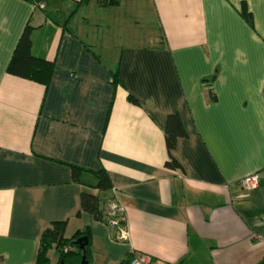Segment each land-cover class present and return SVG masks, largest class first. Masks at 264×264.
Returning a JSON list of instances; mask_svg holds the SVG:
<instances>
[{
	"label": "crops",
	"instance_id": "crops-1",
	"mask_svg": "<svg viewBox=\"0 0 264 264\" xmlns=\"http://www.w3.org/2000/svg\"><path fill=\"white\" fill-rule=\"evenodd\" d=\"M80 1L0 0V264H35L52 222L90 232V264H264V0ZM27 26L47 86L6 71ZM169 116L186 135L170 152ZM83 189L123 208L127 239L77 216Z\"/></svg>",
	"mask_w": 264,
	"mask_h": 264
},
{
	"label": "trees",
	"instance_id": "trees-1",
	"mask_svg": "<svg viewBox=\"0 0 264 264\" xmlns=\"http://www.w3.org/2000/svg\"><path fill=\"white\" fill-rule=\"evenodd\" d=\"M36 9L40 4L46 3L47 0H23ZM96 1L100 5L112 6L115 5V0H81L80 3H89ZM46 9V8H45ZM243 17L250 26L253 25L252 15L243 7ZM7 73L22 79L31 80L42 85L47 86L53 77L55 71V65L53 62L47 61L42 58H38L32 53V29L27 26L24 30L15 50L12 58L7 66ZM177 127V130H175ZM179 129V131H178ZM178 131V132H177ZM185 132L181 127L180 120L177 116H169L167 122L166 132V145L168 151H172L177 144V139L185 137ZM176 163L171 159L167 163V167L174 168ZM73 181L80 183V177L82 172L86 171L83 168L77 166H71ZM97 179V185L94 187L99 194L109 195L112 191V184L106 171L92 172ZM99 194H93L83 189L81 191L79 199V208L76 212L77 216L82 212L91 214L98 222H105L106 224L113 226L114 219L111 217L108 211L106 203L114 201V198L109 197L107 200L102 199ZM109 203V204H110ZM125 223L124 217H121L118 221V227L116 229L123 228ZM66 222H52L47 226L41 235L40 248L37 253L35 264H51L49 259V252L55 249L59 255V261L57 264H81L83 252L76 245V241L81 237L88 239V245L85 250V257L88 264L91 263V235L89 231H79L70 238H65ZM67 250V251H65ZM134 258L132 256L127 257L121 264H130Z\"/></svg>",
	"mask_w": 264,
	"mask_h": 264
},
{
	"label": "built area",
	"instance_id": "built-area-1",
	"mask_svg": "<svg viewBox=\"0 0 264 264\" xmlns=\"http://www.w3.org/2000/svg\"><path fill=\"white\" fill-rule=\"evenodd\" d=\"M41 9H45V5L42 3L39 5ZM263 98H264V89H263ZM240 185L246 189H253L258 185V176H250L243 179L240 182ZM109 214L114 219L113 226L118 227V221L122 217L123 208L117 202H111L108 207ZM119 238L120 239H127V232L124 229L119 228ZM67 251V250H65ZM131 264H157L150 256H142L138 255L136 259H134Z\"/></svg>",
	"mask_w": 264,
	"mask_h": 264
},
{
	"label": "rangeland",
	"instance_id": "rangeland-1",
	"mask_svg": "<svg viewBox=\"0 0 264 264\" xmlns=\"http://www.w3.org/2000/svg\"><path fill=\"white\" fill-rule=\"evenodd\" d=\"M43 4H44L45 7H46V3H43ZM38 9H41L40 6L38 7ZM154 19H155V14L151 11V39H154V38L156 37V34L158 33L157 28L154 26V24H155ZM124 24H125L126 26H128L129 29H128V28H126V29H121V30H120L121 32L128 33L129 30H133L132 27H129V24H127V23H124ZM131 26H132V24H131ZM134 30H135L136 33H139L140 35H142L143 32H144L141 23H140L139 27L134 26ZM135 35H136V34H135ZM132 39H134V38H123V40H124L125 42L128 41V40H132ZM104 57L106 58V60H104V61L108 64V63H113V60H116V62H117L118 59H119V57H120V55H119V53H115V52H106V53L104 54ZM108 65H109V64H108ZM54 255H55V254H54V252L52 251V252L50 253V256H51V257H54Z\"/></svg>",
	"mask_w": 264,
	"mask_h": 264
},
{
	"label": "water",
	"instance_id": "water-1",
	"mask_svg": "<svg viewBox=\"0 0 264 264\" xmlns=\"http://www.w3.org/2000/svg\"><path fill=\"white\" fill-rule=\"evenodd\" d=\"M76 245L79 246V248L83 252L81 264H88L85 257V252H86L85 248L88 245V239L86 237H81L76 241Z\"/></svg>",
	"mask_w": 264,
	"mask_h": 264
}]
</instances>
